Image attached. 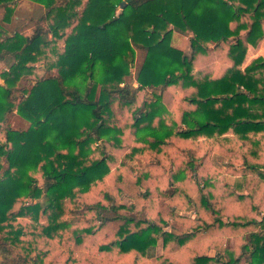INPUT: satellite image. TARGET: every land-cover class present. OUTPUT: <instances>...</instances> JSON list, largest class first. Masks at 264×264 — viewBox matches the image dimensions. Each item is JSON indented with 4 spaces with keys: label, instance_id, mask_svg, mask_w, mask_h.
Listing matches in <instances>:
<instances>
[{
    "label": "trees",
    "instance_id": "1",
    "mask_svg": "<svg viewBox=\"0 0 264 264\" xmlns=\"http://www.w3.org/2000/svg\"><path fill=\"white\" fill-rule=\"evenodd\" d=\"M263 38L264 0H0V264H264Z\"/></svg>",
    "mask_w": 264,
    "mask_h": 264
},
{
    "label": "rangeland",
    "instance_id": "2",
    "mask_svg": "<svg viewBox=\"0 0 264 264\" xmlns=\"http://www.w3.org/2000/svg\"><path fill=\"white\" fill-rule=\"evenodd\" d=\"M16 12H17V16L19 18L18 21L26 23L29 19L37 17L39 12H41V9H38L36 6L33 7L29 3L22 1L19 3V6L17 7ZM188 44H189L188 43V37L186 35H182V34H179L176 32L172 35L171 45L173 47L178 48L181 51L187 53V52H189L188 51ZM258 57L264 58V38L261 41H259V43L257 44L256 47H254V48L248 47L242 67L247 66L252 60H254L255 58H258ZM142 59H143V53L138 52L136 54L135 67L139 66ZM6 69H7L6 64L3 61H0V72L4 71ZM134 72H135V68L132 69L133 75H134ZM37 74H38V76H41L43 74V71L40 68H38ZM0 80H1L0 84H2V79L0 78ZM130 80L133 81L134 77ZM7 123L12 129H16V130H24L28 126V123L26 121H24L23 119H21L19 116H17L15 113L8 116V122ZM211 156H213L211 160L213 161L215 166L219 170H224L223 164H224L225 160L221 156H218V155H211ZM228 180H229V182H232L231 179H228ZM188 215H194V212L188 213Z\"/></svg>",
    "mask_w": 264,
    "mask_h": 264
},
{
    "label": "crops",
    "instance_id": "3",
    "mask_svg": "<svg viewBox=\"0 0 264 264\" xmlns=\"http://www.w3.org/2000/svg\"><path fill=\"white\" fill-rule=\"evenodd\" d=\"M25 2H26V1H25ZM26 3H28V2H26ZM18 6H19V5H18ZM16 18H18V17H16ZM0 73H1V72H0ZM0 81H1V80H0ZM212 157H213V156H212ZM212 157H211V158H212ZM222 171H223V170H222ZM228 179H231L232 182H241L240 179H235V178H232V177H227V180H228ZM228 181H229V180H228ZM188 213H191V212L184 213L183 215H184V216H187ZM159 252H160V248H157V249H156V254H155V256H158V255L160 254ZM213 254H214L213 251H209V252H208V256H213Z\"/></svg>",
    "mask_w": 264,
    "mask_h": 264
},
{
    "label": "water",
    "instance_id": "4",
    "mask_svg": "<svg viewBox=\"0 0 264 264\" xmlns=\"http://www.w3.org/2000/svg\"><path fill=\"white\" fill-rule=\"evenodd\" d=\"M119 8H120V10H123V8H124V2H121V3H120ZM114 19H115V18H114ZM150 31H151V29H150Z\"/></svg>",
    "mask_w": 264,
    "mask_h": 264
}]
</instances>
